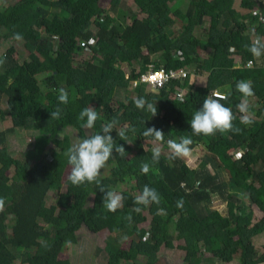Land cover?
Here are the masks:
<instances>
[{
	"label": "trees",
	"instance_id": "16d2710c",
	"mask_svg": "<svg viewBox=\"0 0 264 264\" xmlns=\"http://www.w3.org/2000/svg\"><path fill=\"white\" fill-rule=\"evenodd\" d=\"M132 1L136 11L126 7L125 0H109L105 10L99 0H19L7 6L0 4V50L4 44L16 41L9 30L11 25L27 24L23 39L17 40L22 42L27 58L20 64L13 44L0 54V120L12 123L11 129L0 130V198L4 200L0 210V264H71L59 257L68 246L78 243L81 229L92 234L107 230L103 247L106 264H158L159 248H173L169 227L184 243L181 248L186 264L231 263L234 257L237 264H264V246L259 253L253 244V239L264 233V63L244 47L252 42V33L264 37V0ZM182 1L188 2L185 11L173 9ZM236 1L240 10L235 8ZM139 13L145 17L139 19ZM172 13L185 23L176 39L167 32L173 24ZM30 14L35 19L30 20ZM205 22L208 26L204 35H198ZM85 50L91 54L90 60L76 64L77 56ZM151 56L158 58L155 70L185 69L208 74L205 86L190 85L185 79L147 93L140 83L134 89V98L143 97L156 105L155 116L146 108H136L133 97L115 100L116 90H127L146 70L142 67L137 72L133 66L139 61L149 65ZM250 60L254 65L245 67ZM122 65L132 67L128 76ZM241 79L252 81L254 96L249 103L255 100L257 106L251 117L253 123L248 126L240 124L241 114L236 108L241 94L235 85ZM60 87L68 91L67 104L58 101ZM183 88L189 92L179 101L174 93ZM214 91L226 97L221 103L232 109L234 125L243 129L240 134L192 133V114ZM6 99L10 107L3 110ZM87 106L99 115L89 135L115 120L116 128L126 129V141L114 140L125 147L126 154L121 157L113 150L107 161L113 164L106 176H98L99 184L76 186L68 178L62 181L66 167H71L64 155L71 143L66 136L58 137L67 129L75 131L79 140L88 136L77 119ZM57 107L60 116L52 119L51 112ZM51 126V133L42 130ZM153 126L164 133L162 141L143 137L146 128ZM16 130L37 132L22 160L13 157L6 147L8 134ZM116 132L113 129L111 135ZM181 136L192 138L191 151L202 145L207 152L194 172L195 184L191 186L183 184L182 158L169 161L170 153L162 154L154 163L152 149L144 148V143L164 146L169 139L179 140ZM236 150L242 151L238 158L232 155ZM144 162L150 165L148 174L140 170ZM11 169L15 173L12 179L8 176ZM131 178L135 190L121 189L123 206L109 212L103 207L101 188L107 191L123 187ZM146 184L159 192V204H134V197ZM229 190L240 193L243 199L228 196ZM51 193L56 198L49 204ZM214 194L222 201L237 203L235 215L215 216L211 210ZM90 196L93 201L88 206ZM181 197L182 208L176 206ZM252 205L263 214L253 225ZM136 207L141 209L139 213ZM144 212L150 216L148 229L139 227L147 221ZM200 227L207 243L203 244ZM125 241L129 246L122 257L118 252ZM201 251L208 256L203 258Z\"/></svg>",
	"mask_w": 264,
	"mask_h": 264
},
{
	"label": "clouds",
	"instance_id": "9594fccd",
	"mask_svg": "<svg viewBox=\"0 0 264 264\" xmlns=\"http://www.w3.org/2000/svg\"><path fill=\"white\" fill-rule=\"evenodd\" d=\"M254 32L255 30L252 29ZM14 38L16 40L23 39L20 33H15ZM244 47L252 54L253 57L259 59L264 56V39L257 37L250 44H245ZM3 63V61H0ZM236 90L241 94L240 102L236 105L239 113L240 124L245 126L251 125L253 120L249 114L250 103L249 98L254 96V89L251 80L241 79L236 82ZM226 99L225 96H221L219 93L211 92L203 101L201 108L196 110L192 114L190 121L191 131L194 135L200 136H212L217 132H234L240 134L243 129L234 125L236 116L231 108L221 103V100ZM58 101L61 104H67L69 102L68 91L64 87H60L58 91ZM134 104L136 108L151 113V116L157 115V106L151 102L146 101L145 98H134ZM61 109L57 107L55 111L51 112L52 119H58ZM77 119L81 122V127L84 129H92L95 127L96 121L99 119V115L95 108L91 106L84 107L77 116ZM116 121H110L101 125V131L92 135H88L81 139L77 143L69 146L64 155L67 158L68 164L71 166L68 180L76 186L84 183H97V179L101 170L104 168L110 157L113 156V150L121 157L126 154L125 147L115 143L111 132L115 129L119 137L126 141V129L116 128ZM143 137H152L154 141H162L164 133L157 128L148 127L142 133ZM193 140L190 136H181L179 140L169 139L167 146L170 154L167 156L169 161H174L178 158H186L191 154L190 145ZM146 150V149H145ZM162 155V148L157 143H153L152 147V161L154 163L159 162ZM140 170L144 174H148L150 171V165L144 162L140 166ZM103 195V207L109 212H115L123 206V196L117 191L108 189ZM161 200L159 192L149 185H144L142 191L134 197L135 205H149L151 203L159 204ZM184 200L181 197L177 200L176 206L183 207ZM4 200L0 198V210L3 209ZM137 213L141 211L139 207L134 209ZM128 219H131L129 215Z\"/></svg>",
	"mask_w": 264,
	"mask_h": 264
},
{
	"label": "rangeland",
	"instance_id": "374dc122",
	"mask_svg": "<svg viewBox=\"0 0 264 264\" xmlns=\"http://www.w3.org/2000/svg\"><path fill=\"white\" fill-rule=\"evenodd\" d=\"M16 1L19 0H0V4H3L2 6H7L11 3H16ZM109 0H99V5L102 9H106L108 7ZM126 7L130 8L132 11H136V7L133 4L132 0H125ZM238 1L235 2V8L237 10H240L238 7ZM188 2L187 1H182L180 5L174 6L173 9L177 8V10L185 11L187 8ZM172 6V5H168ZM173 11V10H172ZM106 14V13H105ZM172 16V21L173 24H171L167 30L168 36L171 37L172 39H176L179 37L181 32L183 31L184 27V21L178 19L171 14ZM145 17L144 14L139 13L138 18L141 19ZM30 20L32 18L35 19V15L30 14L29 16ZM109 19H112V17H109ZM113 20V19H112ZM29 22V21H28ZM127 23H130L129 20L126 21ZM27 26L26 23L24 24H13L10 26L9 30L11 33H20L21 35L23 34V31L25 30V27ZM208 24L205 22V24L198 29L197 34L203 36L205 33V30L207 28ZM92 31H95V28L92 26L91 27ZM259 34L252 33L251 34V41L254 40L257 37H260ZM261 38V37H260ZM12 41L8 44H4L0 50V54L5 53L6 50L12 46ZM16 48V60L21 64L23 60L27 58L26 52H24V49L22 47V42L20 41H14L13 44ZM144 53H146L144 51ZM204 55V54H203ZM91 58V54L89 51L82 52L79 54L76 58V64H83L84 62L89 61ZM158 61V58L156 56H151L150 57V64L149 65H154V62ZM149 65H144L142 61H139L138 64L134 65L133 68L135 71L139 72L142 67L144 69H147ZM122 69L126 73V76H128L129 71L132 69V67L122 65ZM189 73L191 72L192 75H194V85L195 86H205L207 82V76L208 74L203 73V74H197L193 73V71L187 70ZM147 93H150L149 88H145ZM135 97L134 93V88L131 86V83L129 84V88L125 91H120L116 90L114 99L119 100V101H124L125 98L127 97ZM7 99L3 100L2 102V109L7 110L10 106L7 104ZM256 102L255 100H252L250 102V111L249 114L251 117H253L256 113ZM61 121H58L56 124L60 123ZM55 126V125H54ZM53 126V127H54ZM52 126L47 128V129H42L44 132L51 133L52 132ZM12 128V123L10 121H2L0 120V130L2 132H5L9 129ZM37 132L34 131H23V130H16L13 133L8 134L7 136V141H6V147L8 149V152L15 158L17 159H24V153L32 148L33 144V137L35 136ZM87 135H89L90 131L89 129H86ZM64 136H66L69 140L71 145L74 143H77L80 141L78 139L77 133L75 131H72L70 129H67L62 132V134L59 135V139H62ZM113 139L117 140L120 139L118 133H113ZM162 148V154L168 155L169 149L167 144L164 146L159 145ZM153 143H144V148L146 149H152ZM206 150L202 145L197 146L195 149L191 151V154L186 157L182 158L183 161V166L182 170L184 171L185 177H184V182L183 184L191 186L195 184L194 181V172L197 170L198 164L202 157L206 154ZM242 151L236 150L232 153L234 158H238L241 155ZM113 163H106L104 168L100 172V176H106L108 174V168L112 165ZM71 167H66L64 174L62 176V181L64 182L67 178L68 175L70 174ZM212 171V170H211ZM14 169H11L8 172V176L12 179L14 177ZM224 178H227L226 174H222ZM117 188V187H116ZM112 188V190L117 191L118 193L120 192L121 189H125L128 191H133L135 190V181L133 178L129 179L123 187L119 188ZM64 187L62 188V190ZM235 195L241 199V194L238 192H233L231 190L228 191V196L230 195ZM56 198V194L51 193V195L48 197V202L49 204L53 203V200ZM212 204H211V210L216 214L215 216L218 217H226V216H231L235 215L236 213V208H237V203H233L230 201H222L216 194L212 195ZM93 197L90 196L88 198V203L87 205L90 206L92 204ZM244 203L248 205V201L244 199ZM251 209V225L254 223L258 222L263 214L257 209L256 206H249ZM145 215H147V212H144ZM149 220L150 216L147 215V221L141 223L139 227L148 229L149 227ZM13 222L10 219L9 224L11 225ZM202 235H203V244L207 243L208 240L204 234L203 228L200 227L198 230ZM8 233H11L9 231ZM169 234L172 235L173 237V248L169 249L164 246H161L157 252L158 255V264H186L184 261V255L185 251L181 248V246L184 244L182 240L178 239L175 237V231L173 230V227H169ZM79 235V241L75 245H70L67 247L66 251L60 255L59 258L61 259H68L71 264H106V254L103 251L104 247V241L106 237L108 236L107 230H103L98 234H92L85 229H81V231L78 233ZM253 244L256 248V250L261 253L263 251V246H264V233L261 235L256 236L253 239ZM129 246V241H125L122 244V247L120 248L118 254L124 257L127 249ZM200 254L202 255L203 258L208 256V253L205 251H201ZM238 260L237 257H234V260L231 263H224V264H237Z\"/></svg>",
	"mask_w": 264,
	"mask_h": 264
},
{
	"label": "built area",
	"instance_id": "2783aa9c",
	"mask_svg": "<svg viewBox=\"0 0 264 264\" xmlns=\"http://www.w3.org/2000/svg\"><path fill=\"white\" fill-rule=\"evenodd\" d=\"M264 39V37H261ZM254 65L253 61H247L245 67L250 68ZM188 79L190 85L194 84V75L189 73L185 69H157L153 68V65H149L148 68L140 74L139 78L135 80V82L131 83V86L135 89L137 85L140 83L145 86V88H149L150 92H156L157 90L163 88L168 83L172 81H183ZM188 90L183 88L179 89L174 93V96L177 100L183 101L184 98L188 95ZM215 93H219L221 96H224L222 93L218 91H214Z\"/></svg>",
	"mask_w": 264,
	"mask_h": 264
},
{
	"label": "crops",
	"instance_id": "0c3cea01",
	"mask_svg": "<svg viewBox=\"0 0 264 264\" xmlns=\"http://www.w3.org/2000/svg\"><path fill=\"white\" fill-rule=\"evenodd\" d=\"M256 60L263 64L264 63V56L260 57L259 59L256 58Z\"/></svg>",
	"mask_w": 264,
	"mask_h": 264
}]
</instances>
